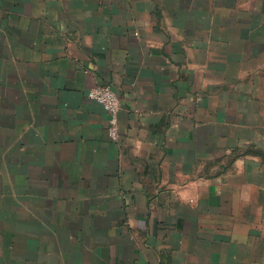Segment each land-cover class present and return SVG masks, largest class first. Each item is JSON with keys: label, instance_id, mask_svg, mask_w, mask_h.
Here are the masks:
<instances>
[{"label": "crops", "instance_id": "obj_1", "mask_svg": "<svg viewBox=\"0 0 264 264\" xmlns=\"http://www.w3.org/2000/svg\"><path fill=\"white\" fill-rule=\"evenodd\" d=\"M0 264H264V0H0Z\"/></svg>", "mask_w": 264, "mask_h": 264}, {"label": "built area", "instance_id": "obj_2", "mask_svg": "<svg viewBox=\"0 0 264 264\" xmlns=\"http://www.w3.org/2000/svg\"><path fill=\"white\" fill-rule=\"evenodd\" d=\"M90 99L99 103L109 115V136L112 140L118 138L117 111L119 100L116 93L109 86H100L90 89L87 93Z\"/></svg>", "mask_w": 264, "mask_h": 264}]
</instances>
